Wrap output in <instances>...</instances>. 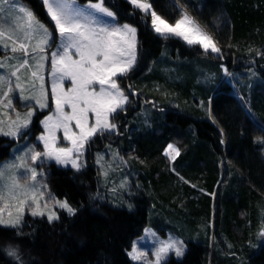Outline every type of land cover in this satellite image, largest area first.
Returning a JSON list of instances; mask_svg holds the SVG:
<instances>
[{"label": "trees", "instance_id": "1", "mask_svg": "<svg viewBox=\"0 0 264 264\" xmlns=\"http://www.w3.org/2000/svg\"><path fill=\"white\" fill-rule=\"evenodd\" d=\"M18 2L52 27L42 0ZM149 2L169 23L189 14L220 51L164 38L127 0H104L137 29V62L116 78L127 96L111 118L116 133L92 136L79 168L47 165L48 188L75 212L60 208L52 222L24 215L19 235L0 226V264H134L127 250L145 225L185 242L160 264H264V0ZM221 67L233 80L200 81ZM12 143L0 133V160ZM100 149L119 157L113 176L94 163Z\"/></svg>", "mask_w": 264, "mask_h": 264}, {"label": "snow or ice", "instance_id": "2", "mask_svg": "<svg viewBox=\"0 0 264 264\" xmlns=\"http://www.w3.org/2000/svg\"><path fill=\"white\" fill-rule=\"evenodd\" d=\"M128 2L134 10H139L143 14V19L151 18V27L160 36L179 37L189 46L199 45L205 52L211 50L213 53H218L220 51L212 36L183 10H181L179 19H176L174 23H169L167 19L153 10L149 0H128ZM17 3L18 0H0V12L16 10L23 24V27L17 28L8 20H0V46L5 49L10 48L12 53H21L22 62L15 71L11 72L12 76H17L21 68L28 66L29 61L24 57H28L30 53H44L46 47H51L53 43L52 31L39 21L30 9L22 4L17 7ZM43 3L60 38L57 51L51 54L53 76L56 78L52 92L56 104V117L55 120L53 117L47 118L45 124L48 135L40 137L44 141L46 151L44 153L33 151L30 159L36 161L43 156L47 159H55L57 163L66 164L74 150L77 154H82L81 150L92 136L98 132L115 129L116 125L110 123L109 117L115 119L113 114L117 113L118 109H122L124 103L127 102V96L114 77L127 76L137 62V29L129 24L112 23L115 20V13L105 6L104 0H96L95 3L90 0L86 8L79 7L76 0H43ZM5 4L11 7L5 9ZM104 17L108 20H104ZM5 24L12 29L11 32H5ZM37 36L39 40L34 46L31 45L29 42ZM73 55L78 59H73ZM32 59L37 61L36 67L39 68L42 66L40 62L46 57L41 55L37 59L33 55ZM3 67V63H0V68ZM32 76L36 77L37 72H33ZM66 77L70 78L72 87L68 92H64L63 89L57 91V84ZM17 79H19L18 76ZM3 83L4 78L0 76V87ZM96 84L100 86L99 91L94 88ZM41 88H43L42 84ZM8 91H11V88ZM37 103H40L41 107L47 106L39 100ZM65 106L71 108L70 113L64 111ZM89 114L94 115V124H89ZM31 115V112L27 114L28 117ZM73 121H75V127L79 129L78 134L71 131L70 126ZM28 122L25 120L23 124H20L18 114L17 121L13 122V129L4 134L16 135L20 128L27 127ZM61 127L64 129L65 138L71 141L73 148L55 146V129ZM258 142L264 143V139H258ZM172 153L179 155L175 146L168 145L166 154L172 155ZM172 158L174 159L175 156L173 155ZM71 163L74 168L80 167L76 160H72ZM16 167H26V165L21 163ZM36 177V170L31 169V179L35 181ZM19 196L25 198L19 201V215L12 219V213L8 212L9 219H5V209L9 207L7 201L15 200ZM39 196L42 199L43 192H40ZM29 199L31 204H28V207L32 209L31 215H45V212L40 210L35 186H22L15 180L5 182L4 169L0 167V205H3L0 206V226L17 229V235H19L24 207ZM56 203L59 208L74 214L75 210L67 201H56ZM44 207L47 208V203ZM47 219L52 222L59 217L55 212H49ZM172 250L175 251L176 256H182L183 242L163 243L154 254L155 264H160L162 258ZM8 254L20 260L17 250L10 249ZM128 255L133 260H144V264H152L137 251L135 244ZM21 264H23L22 261Z\"/></svg>", "mask_w": 264, "mask_h": 264}, {"label": "rangeland", "instance_id": "3", "mask_svg": "<svg viewBox=\"0 0 264 264\" xmlns=\"http://www.w3.org/2000/svg\"><path fill=\"white\" fill-rule=\"evenodd\" d=\"M89 2L90 1L76 2V4L81 8H86ZM91 2L95 3L96 1H91ZM20 4L21 3L18 2L17 7H19ZM10 7L11 5L8 4L4 5L5 9H8ZM44 10L52 26L51 27L52 29L49 27L48 28L50 29V31H52L53 43L51 44V47H46L44 53H39V52L30 53L28 57H24L25 59H28L29 64L27 67L21 68L17 72V76L19 77V79H17V76H12L11 72L15 71L16 68L19 66V64L22 62V60L20 59L21 53L19 52L12 53L10 48L5 49L2 46H0V63H3L4 65L3 68H0V76H3L4 78L3 86L0 87V133L4 134L5 132H9L10 130L13 129V122L17 121L18 114H19L20 124H23L25 120L29 121L27 127L20 128V131L16 135H7L13 139V143L10 147L9 154L0 160V167L4 169L5 182H10L11 180H15L22 186L23 185L35 186V188L37 189V201L40 204V210L45 212V215L43 216L47 219V214L49 212H55L56 214V211L60 209L56 201H60V202L64 201V199L62 198L55 197L47 186L45 180L46 172L49 169L47 165L49 163H52L54 165L72 167V163H71L72 160H76L77 164L79 165L83 158V152L85 146L81 150L82 154H77L74 150L72 156L69 158L66 164L57 163L55 159H47L46 157L43 156L36 161L30 159L33 151L40 153H44L46 151L44 146V141L41 140L40 137L48 135V130L45 124L47 118L53 117V120H55L56 117V104L54 97L52 95L53 85L54 83H56V78L53 76L51 54L57 51V47L60 44V38L58 32L55 30L54 22L50 19V16L46 11L45 5H44ZM89 11L92 10L89 9ZM179 18L180 16L178 17V19ZM103 19L108 20L107 17H104ZM0 20H8L9 23L15 24L17 28L23 27V24L21 22V17L16 10H12L10 12L9 11L0 12ZM112 23L118 25L127 24V23L117 22L116 19L112 21ZM200 27L204 31H206L202 26ZM4 28L6 33L12 31V29L8 27V24H5ZM179 39L182 40L181 38ZM38 40H39V36L32 39L29 43L34 46ZM33 55H35L37 59H39L41 55L46 57V59L40 62L42 64L41 67L39 68L36 67L37 61L32 59ZM73 59H78V57L73 55ZM33 72H37L36 77L32 76ZM229 76H230V72L226 70L224 67H221L220 70L212 69L205 71L203 75L200 77V81L203 84L209 85L212 83V85H214L219 80H222ZM116 78L117 77H114V79ZM230 78H231L230 80H233V77L230 76ZM41 84L43 85V88H41ZM17 85H19V87H17ZM71 87H72L71 80L70 78L66 77L63 81H60L57 84V91L63 89L64 92H68V90ZM99 87L100 86L98 84L94 85V88L97 91H99ZM9 88H11V91H8ZM5 93H7V95H5ZM25 97H27V99H25ZM38 100L41 103L46 104L47 106L41 107L40 103H37ZM126 103H124L123 107L125 106ZM37 111H43L42 115L40 116V118H38L36 122V124H38L40 127V131L33 134L32 133L33 117ZM64 111L70 113L71 108L65 106ZM29 112L32 113L31 117L27 116ZM109 121L110 123H114L111 117H109ZM94 123H95L94 115L89 114V124L91 125ZM70 127L72 132H75L77 134L79 133V129L75 127V121L72 122ZM98 133H102V134L110 133L112 136L115 135L116 133V127L115 129L106 130ZM55 137H56V143H55L56 147L69 148V149L73 148L71 141L65 138L64 129L62 127L55 129ZM167 149H168V145L164 149L165 154ZM173 154L174 153H172V155ZM166 155L168 158L172 157V155L169 154ZM118 161H119V157L115 153L110 154L109 151H105L103 149H100V151H98L94 157V163L98 166L100 175L104 178H107V176L114 175L115 169L118 166L115 164ZM21 163H24L26 167H16ZM31 169H35L37 172V177L35 181L31 179ZM115 185L121 187V182L118 180L116 181ZM40 192H43L42 199L39 196ZM22 199L25 198L23 196H19L15 200L9 199L7 201L9 207L5 209V214H4L5 219H9L7 215L8 212L12 213L11 216L12 219H15V217L19 215L18 212L19 201ZM45 203H47V208L44 207ZM28 204H31L30 199L27 201V204L24 207L23 216L24 215L32 216L31 215L32 209L28 207ZM33 207H35V205H33ZM261 236L262 238H264L263 232L261 233ZM171 241L183 242V251H184L185 242L182 239L178 238L177 236H174L172 233L167 231L158 233L157 231L152 229L149 225H145L141 233L132 239L130 248L127 250V255L132 250V247L135 244L137 251L143 254L147 261H151L152 264H155V255H154L155 252L162 246L163 243H167ZM169 254H172L175 257H180V256H176L175 251L172 250L169 251L162 258V260ZM128 257L134 264H144V260H133L129 255Z\"/></svg>", "mask_w": 264, "mask_h": 264}, {"label": "crops", "instance_id": "4", "mask_svg": "<svg viewBox=\"0 0 264 264\" xmlns=\"http://www.w3.org/2000/svg\"><path fill=\"white\" fill-rule=\"evenodd\" d=\"M190 16V15H189ZM178 19V18H177Z\"/></svg>", "mask_w": 264, "mask_h": 264}]
</instances>
